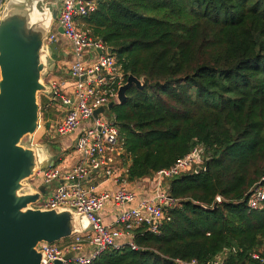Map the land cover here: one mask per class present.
<instances>
[{"label": "trees", "instance_id": "1", "mask_svg": "<svg viewBox=\"0 0 264 264\" xmlns=\"http://www.w3.org/2000/svg\"><path fill=\"white\" fill-rule=\"evenodd\" d=\"M80 20L145 83L112 109L128 181L204 156L167 181L178 203L157 234L132 228L137 250L89 264H264V205L248 204L264 176V0H98Z\"/></svg>", "mask_w": 264, "mask_h": 264}, {"label": "built area", "instance_id": "2", "mask_svg": "<svg viewBox=\"0 0 264 264\" xmlns=\"http://www.w3.org/2000/svg\"><path fill=\"white\" fill-rule=\"evenodd\" d=\"M5 1L0 0V9ZM97 6L98 0H61L58 18L46 41L48 45L58 43L57 29L61 27L62 36L71 47L73 60L66 72L71 82L56 77L47 82L54 94L53 98L45 95L49 99L47 108L54 106L60 119L46 129L51 138L77 134L74 144L77 162H60L36 174L51 191L42 196L36 207L74 210L88 218L93 230L59 243L40 244L38 249L45 255L42 264H54L57 260L62 264H89L106 251L125 245L137 250L130 229L146 226L157 234L166 220L165 210L178 203L164 183L195 167L200 171L204 162L203 149L195 148L173 166L158 171L153 177L156 189L151 198H141L128 188V170L121 166L124 150L116 116L109 106L120 104L119 92L129 75L114 53L108 52L109 47L101 39L91 37L81 25L80 19L96 11ZM100 108L104 111L95 117ZM95 177L102 179L99 184L108 186L100 189V185L92 183ZM249 195L251 209L263 207L264 176ZM216 201L222 203L223 199L218 196ZM107 204L114 207L115 215L112 222L105 224L100 213ZM125 237L130 240L123 242ZM67 255L72 257L66 259ZM218 261L215 264H221ZM177 263L186 264L179 260Z\"/></svg>", "mask_w": 264, "mask_h": 264}, {"label": "water", "instance_id": "3", "mask_svg": "<svg viewBox=\"0 0 264 264\" xmlns=\"http://www.w3.org/2000/svg\"><path fill=\"white\" fill-rule=\"evenodd\" d=\"M60 7L61 0H6L0 9V264H42L45 255L38 249L40 244L59 243L93 230L88 218L74 210L36 207L46 188L31 181L38 171L54 165L53 155L45 146L21 144L39 129L38 95L54 97L45 77L55 70L53 58L59 47L46 41ZM57 31L64 34L61 27ZM108 52L113 53V48ZM144 85L142 79L129 75L119 92L120 104L132 86ZM103 111L100 108L94 116Z\"/></svg>", "mask_w": 264, "mask_h": 264}, {"label": "crops", "instance_id": "4", "mask_svg": "<svg viewBox=\"0 0 264 264\" xmlns=\"http://www.w3.org/2000/svg\"><path fill=\"white\" fill-rule=\"evenodd\" d=\"M57 44L59 47V55L54 56V58H53V63L55 64V70L52 73L55 75V77L57 79H59L62 82H71L70 77L66 73L68 70V66L70 65L71 61L73 60V57L71 54L70 44H69L68 40L62 35L59 36ZM41 120H42V118H41V108H40V125H41ZM44 121H45L44 124L50 123L49 122L50 119L49 120L45 119ZM52 124L53 123H51L50 125H52ZM45 133H47V129L45 130ZM66 137H71L70 144L73 143V145L71 146L72 151H70L69 153H65L66 151H64V153H61L60 156H62V157L60 158L61 159L60 162H66L68 164H75L77 162V157H76V154L74 152V144L76 141L77 134L74 133V134L68 135ZM66 137H64V138H66ZM48 153H51V152H49V150H48ZM54 164H55V161H54ZM127 164H129V162H127ZM121 166H123V169H127L126 163L124 165L122 164ZM153 177L147 178V179L137 180L134 182H128L129 183L128 188L135 191L137 193V195L141 198H151L154 195V192L156 189V185H155V182L153 180ZM101 181H102V179L97 178V177L92 179V183L96 184V185H100V189L106 188L108 185L99 184V183H101ZM31 182H33L34 185L36 183V185H38L39 187H44V186H42L41 182H40L41 184L39 182H36V181H31ZM165 183H164L165 188L169 189V184L167 182H165ZM50 193H51V191L46 189L45 194H50ZM114 211H115L114 207H111L109 204L106 205V207L100 213V216L102 217L103 223L108 224V223L113 221L114 215H115ZM127 240H130V238L125 237L124 239H122L123 242H126ZM87 251L90 252V250H87Z\"/></svg>", "mask_w": 264, "mask_h": 264}, {"label": "rangeland", "instance_id": "5", "mask_svg": "<svg viewBox=\"0 0 264 264\" xmlns=\"http://www.w3.org/2000/svg\"><path fill=\"white\" fill-rule=\"evenodd\" d=\"M55 75L53 73H49L46 77H45V82H49V80L51 78H54ZM38 101H39V105L43 114V118L41 120V125L38 129V131L32 136V137H25L22 141V145L23 146H28V147H32L34 145H42L45 146L49 152H51L52 159L53 161H57L60 160L61 161V157L60 154L64 153V151H66L65 153H69L70 151H72L71 146L73 145V143L70 144V140L71 137H56V138H51L50 135H48L47 133H45L46 128L54 122H57L60 119V114L57 111L56 108L52 107L50 109L47 108V104H48V100L46 99L44 94H39L38 95ZM45 119H50V123L48 124H44L45 123ZM45 133V134H44ZM70 144V145H69ZM70 148H68L67 150H65L63 148V146H68ZM59 161V162H60ZM32 181H36V182H41L42 186H43V182H42V178L40 176H36L35 178L32 179ZM40 183V184H41ZM166 184V183H165ZM164 184V186H165Z\"/></svg>", "mask_w": 264, "mask_h": 264}]
</instances>
